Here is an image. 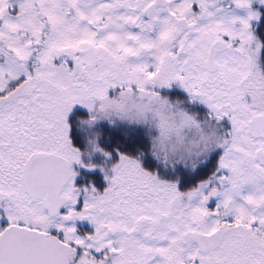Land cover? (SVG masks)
<instances>
[{
  "label": "snow or ice",
  "instance_id": "obj_1",
  "mask_svg": "<svg viewBox=\"0 0 264 264\" xmlns=\"http://www.w3.org/2000/svg\"><path fill=\"white\" fill-rule=\"evenodd\" d=\"M257 23L264 0H0V264H264ZM172 86L206 109L180 110L178 135L197 134L185 171L142 138L74 146L76 106L90 125L125 99L157 119Z\"/></svg>",
  "mask_w": 264,
  "mask_h": 264
},
{
  "label": "clouds",
  "instance_id": "obj_2",
  "mask_svg": "<svg viewBox=\"0 0 264 264\" xmlns=\"http://www.w3.org/2000/svg\"><path fill=\"white\" fill-rule=\"evenodd\" d=\"M165 100L172 106L171 108L165 107ZM185 105L184 100L178 97L165 96L164 100H154L149 107L152 114L158 118L153 119L152 116H149L147 120H144L136 118V110L143 106L132 99H125L119 109L116 105L108 106L106 112L97 116L96 123L99 121L120 122L140 128L148 141V154L161 157V163L163 164V156L167 153L169 167L177 163L181 166L185 164L191 166L197 162L196 151L192 144L196 140L197 134L195 131L191 134L187 131L180 135L177 133V129L183 125L184 118L181 116L180 110H187ZM191 115L195 117L199 114L192 112ZM200 119H203V117L200 116ZM81 120L83 126L80 131L84 134L85 141L95 139L98 144V136L90 134L96 123L90 125L88 118H81ZM188 148L192 149L191 155L187 151Z\"/></svg>",
  "mask_w": 264,
  "mask_h": 264
},
{
  "label": "rangeland",
  "instance_id": "obj_3",
  "mask_svg": "<svg viewBox=\"0 0 264 264\" xmlns=\"http://www.w3.org/2000/svg\"><path fill=\"white\" fill-rule=\"evenodd\" d=\"M255 31L259 35L260 33H264V25L261 23H257L255 25ZM264 38V37H262ZM261 64L264 65V52L261 53ZM176 89V90H175ZM174 90V91H173ZM161 94L166 95L169 94V97H172V94L174 96H177L175 94L176 92H181L183 94V97L185 98V93L179 89L176 86H172L170 89H161ZM179 98L184 99L182 96H178ZM192 111L202 114L203 112L206 111L202 105H197L193 104L191 105ZM79 116L81 118H87V112L85 109L81 108L80 106H76L73 110L72 114V119L75 120V118ZM90 134H95L98 136V144L105 148L106 150H111V148L115 145L121 144L122 142H125L128 140L129 137H135L138 139H143L144 142V147H147V140L145 139L143 135V131L140 128L137 127H132L128 126L126 124L116 122V123H109L108 121H99L97 122L94 127L91 130ZM84 134L80 131H75L74 132V146L79 147L83 149L84 147ZM214 158V157H213ZM103 158L99 155L96 154L94 157H92V162L93 163H98L102 160ZM84 162H88V157L84 158ZM154 163V162H153ZM74 171L78 172L80 175H78L79 178L75 180V183H84L85 177H90L93 182L96 184V186L100 189L104 187V180L102 177V174L97 170L92 173H85L84 169L80 168L79 166L74 165L73 166ZM156 172L158 175H161L163 178L167 179L171 174H172V169L171 168H165L163 165H159L156 167ZM177 171H185L183 169V166L177 165L176 166ZM82 223V222H81ZM82 226L85 227V224L82 223ZM76 227L78 231L83 233L84 231H81L80 227L81 225L79 222H77ZM88 231H91L89 229ZM87 232V230L85 231ZM55 234V233H53Z\"/></svg>",
  "mask_w": 264,
  "mask_h": 264
},
{
  "label": "flooded vegetation",
  "instance_id": "obj_4",
  "mask_svg": "<svg viewBox=\"0 0 264 264\" xmlns=\"http://www.w3.org/2000/svg\"><path fill=\"white\" fill-rule=\"evenodd\" d=\"M176 90V89H175ZM175 94H177V96H174L173 94H172V97H178V96H181L182 95V93L181 92H176ZM169 94H167V96H168ZM186 107H188L191 111H192V107H191V105H185ZM193 112V111H192ZM77 178H79L78 176H77ZM76 178V179H77ZM62 212L64 211L63 209L61 210ZM82 223L83 224H85V227H83L82 226ZM79 222V224L81 225V227H80V229H81V231H88L89 229H91V226L87 223V222Z\"/></svg>",
  "mask_w": 264,
  "mask_h": 264
}]
</instances>
